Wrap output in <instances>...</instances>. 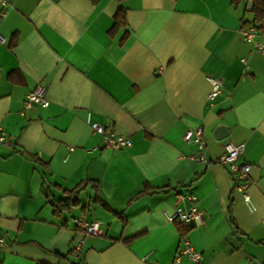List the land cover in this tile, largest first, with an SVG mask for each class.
<instances>
[{"label":"crops","instance_id":"1","mask_svg":"<svg viewBox=\"0 0 264 264\" xmlns=\"http://www.w3.org/2000/svg\"><path fill=\"white\" fill-rule=\"evenodd\" d=\"M248 1L8 0L0 264H173L182 237L203 264L264 263V53L240 34L254 24L264 43V20L253 21ZM120 7L125 25L112 30ZM206 75L223 80L211 104ZM37 85H48L49 105L25 108ZM88 114L131 145L104 148ZM198 126L210 159L245 144L252 208L224 166L191 158L196 147L183 135ZM76 187L78 204L56 213L52 201ZM179 193H193L206 214L183 235L167 217L189 205ZM81 214L105 235L86 237L76 256Z\"/></svg>","mask_w":264,"mask_h":264},{"label":"built area","instance_id":"2","mask_svg":"<svg viewBox=\"0 0 264 264\" xmlns=\"http://www.w3.org/2000/svg\"><path fill=\"white\" fill-rule=\"evenodd\" d=\"M9 5L8 0H0V21L6 15V10ZM256 27L254 24L242 25L240 28V34L242 40L248 42H254L255 50L264 53V43L255 40ZM6 42V37L0 32V44ZM243 63H246L245 59H242ZM206 80L210 84V90L207 98L211 104L214 99L220 95L223 91V80L221 78H214L210 75H206ZM48 85H37L32 88L25 96L24 107L30 108L33 105L41 107H47L49 100L47 99ZM231 91H227V95H231ZM87 122H90L89 114L87 116ZM90 126L94 133L101 136L102 145L106 149L120 150L131 145V140L122 135L116 134L110 125H103L98 122H90ZM6 136L3 131L0 130V143H5ZM183 140L186 143L193 144L196 147V152L191 158L198 162L205 164L218 163L224 166L233 178L234 186L236 190L241 191L244 201L252 208L250 196L247 193L249 186V171L251 165L245 161H240L241 155L244 153L245 144L228 143L225 147V152L218 158L210 159L206 156L207 144L201 126L195 128H188L183 135ZM188 200V206L176 205V208L172 215L167 216L170 221H178L190 226H199L205 221L206 214L204 211L198 209L196 206V196L193 193L183 195L177 194L178 202L180 200ZM76 228L80 234L77 239L73 254L77 256L86 237L89 236H103L105 235L104 225L100 220L90 219L86 220L81 214L79 217L73 219ZM3 244V239L0 237V245ZM181 257H186L192 264H203L202 255L199 251L195 250L190 241L186 237H182L181 247L176 253L173 264H178ZM150 264H157L151 262ZM249 264H264L257 260H251Z\"/></svg>","mask_w":264,"mask_h":264},{"label":"trees","instance_id":"3","mask_svg":"<svg viewBox=\"0 0 264 264\" xmlns=\"http://www.w3.org/2000/svg\"><path fill=\"white\" fill-rule=\"evenodd\" d=\"M251 1H252L251 12L253 14V21L260 22L261 20H264V0H251ZM123 25H125V10L122 7H120L114 15V24L112 30L117 29ZM31 158L35 159L34 156H32ZM78 191H79V187L73 188L72 190L68 191L69 196L67 199L52 201V204L54 206V211L58 213L62 211L64 208H70L71 206L77 205L79 200L78 197L75 196V194H77ZM180 224L181 226H183L182 231H180L181 235H183L191 226L184 223H180ZM37 264H44V263H37Z\"/></svg>","mask_w":264,"mask_h":264},{"label":"water","instance_id":"4","mask_svg":"<svg viewBox=\"0 0 264 264\" xmlns=\"http://www.w3.org/2000/svg\"><path fill=\"white\" fill-rule=\"evenodd\" d=\"M249 11L252 9V1L249 0L248 1V8ZM226 128L224 126H218L215 131H214V135L216 138H222L223 136L226 135Z\"/></svg>","mask_w":264,"mask_h":264},{"label":"rangeland","instance_id":"5","mask_svg":"<svg viewBox=\"0 0 264 264\" xmlns=\"http://www.w3.org/2000/svg\"><path fill=\"white\" fill-rule=\"evenodd\" d=\"M81 199H84L83 196L81 197Z\"/></svg>","mask_w":264,"mask_h":264}]
</instances>
